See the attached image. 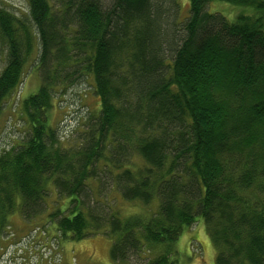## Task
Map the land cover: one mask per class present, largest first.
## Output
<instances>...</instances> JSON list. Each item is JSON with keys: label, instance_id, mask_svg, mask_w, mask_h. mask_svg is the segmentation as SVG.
<instances>
[{"label": "trees", "instance_id": "16d2710c", "mask_svg": "<svg viewBox=\"0 0 264 264\" xmlns=\"http://www.w3.org/2000/svg\"><path fill=\"white\" fill-rule=\"evenodd\" d=\"M214 1L253 13L229 20ZM187 2L181 20L178 0H27V23L0 6V115L34 35L39 78L21 98L25 135L0 152V239L55 190L68 204L47 221L64 239L107 227L113 261L155 246L142 264H182L178 239L201 219L215 264H264V0ZM76 77H91L98 107L69 140L53 111ZM93 183L155 208L122 218Z\"/></svg>", "mask_w": 264, "mask_h": 264}, {"label": "rangeland", "instance_id": "374dc122", "mask_svg": "<svg viewBox=\"0 0 264 264\" xmlns=\"http://www.w3.org/2000/svg\"><path fill=\"white\" fill-rule=\"evenodd\" d=\"M180 3L179 20L188 12L187 0H178ZM0 6L13 13L18 19L28 22L27 0H0ZM213 11L222 12L229 20H233L240 13H253L250 7L232 5L226 2L214 1L209 5ZM38 43L33 39V49L28 57L23 72L22 82L19 84L13 99L7 103L0 115V152L18 144L27 131V125L21 115V98L36 90L39 78L35 64ZM4 39L0 35V70L5 63ZM91 77H76L63 94L55 98L56 108L53 111L54 121L58 127L60 137L71 139L81 128V123L90 114L95 113L98 99L90 89ZM92 184V196L102 202L104 209L113 210L122 218L132 215L142 216L155 208V203L144 206L138 201H126L120 197L112 187L104 185L96 190ZM56 191L48 193L46 198L49 203L47 211L32 220H23L18 213H13L9 224L0 239V264H142L147 257L156 254L157 247L149 246L148 251L139 257L127 262L113 261L109 255L112 239H117V234H106L108 228L99 229L87 237L76 240L62 238L54 224L47 221V212L55 208L67 206L68 199L64 196L57 201ZM109 210V211H111ZM200 223V224H199ZM195 234L196 240L188 238ZM188 242V243H187ZM177 248L182 252V264H215V250L205 232L201 219L194 223L177 242ZM148 258V259H149ZM184 260V261H183Z\"/></svg>", "mask_w": 264, "mask_h": 264}, {"label": "bare ground", "instance_id": "6f19581e", "mask_svg": "<svg viewBox=\"0 0 264 264\" xmlns=\"http://www.w3.org/2000/svg\"><path fill=\"white\" fill-rule=\"evenodd\" d=\"M59 6V5H58ZM116 50V49H115ZM114 52V51H113ZM62 78V77H61ZM69 81V80H68ZM144 89V88H143ZM150 107V106H149ZM138 120V119H137ZM166 122V121H165ZM156 135V134H155ZM64 155V154H63Z\"/></svg>", "mask_w": 264, "mask_h": 264}]
</instances>
